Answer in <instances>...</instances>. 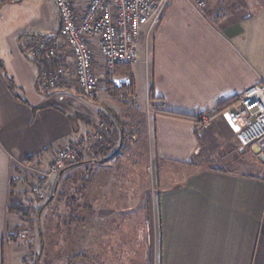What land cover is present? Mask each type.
<instances>
[{
    "label": "crops",
    "instance_id": "obj_1",
    "mask_svg": "<svg viewBox=\"0 0 264 264\" xmlns=\"http://www.w3.org/2000/svg\"><path fill=\"white\" fill-rule=\"evenodd\" d=\"M241 1L214 23L191 0H172L155 32L151 70L141 50L139 61L131 66L135 96L124 102L134 101L142 111L148 108L153 114V126L145 131L149 141L154 139L153 195L127 189L133 182L131 176H146L145 172L137 174L142 156L127 161L131 151L127 145L126 151L111 158L128 142V135L134 137L133 132L125 127L122 136L112 131L106 141H92L101 121V107L74 125L65 98L38 91L40 67L21 52V42L60 32L53 0L46 14L34 19L36 23L20 30L12 26L0 34V264L24 263L25 249L17 242L22 221L14 208L29 199L25 173L32 165L46 170L67 142H82L81 158L52 180L56 192L50 201L61 186L74 192L76 221L73 225L68 220L72 222L69 227L73 225L78 232L90 226L93 259L83 252L71 260L67 248L63 251L66 264L99 260L96 250L102 249L105 239L115 246L103 230L111 234L121 227L136 229L146 237L134 261L126 259L131 256L132 238L123 244L130 252L109 248L108 260L112 257L113 264H264V156L252 148L262 162L257 170L263 172L253 173L249 163L244 166L235 161L236 153L244 155L248 149L241 152L223 119L217 118L209 130H201L194 119L159 113L193 118L217 113L224 101L264 82V0ZM11 4L3 5L0 13ZM77 10L82 13L85 9L79 4ZM99 63L98 92L91 100L96 103L103 98L112 107L102 106L124 118L130 110L118 108L119 101L105 87L107 80L119 85L124 78L115 76L116 68L106 70ZM151 89L158 99L154 103ZM231 163L247 170L217 166ZM144 194L148 205L143 204ZM67 205L71 211L72 203ZM79 236L80 232L75 236L78 249Z\"/></svg>",
    "mask_w": 264,
    "mask_h": 264
},
{
    "label": "built area",
    "instance_id": "obj_2",
    "mask_svg": "<svg viewBox=\"0 0 264 264\" xmlns=\"http://www.w3.org/2000/svg\"><path fill=\"white\" fill-rule=\"evenodd\" d=\"M20 1L0 0V8L6 3ZM171 1L91 0L80 13L73 0H53L60 32L25 38L21 42V52L40 67L36 82L38 91L48 94L78 90L83 97L93 99L99 86V62L103 61L110 70L136 64L140 59L138 44L142 35L157 31ZM191 1L198 8L205 7L202 0ZM66 51L70 52L71 67L66 62ZM217 118L231 128L239 148L254 147L264 156V82L248 88L231 107L202 114L195 122L199 129L208 130ZM108 133L107 125L100 122L91 140L103 141ZM82 148V142L63 145L48 169L39 172L41 177L29 186L31 204L46 200L52 179L66 167L79 163ZM20 236L30 245L28 229ZM23 264H35L32 251H27Z\"/></svg>",
    "mask_w": 264,
    "mask_h": 264
},
{
    "label": "rangeland",
    "instance_id": "obj_3",
    "mask_svg": "<svg viewBox=\"0 0 264 264\" xmlns=\"http://www.w3.org/2000/svg\"><path fill=\"white\" fill-rule=\"evenodd\" d=\"M49 1L50 0H23L21 3L16 2V3L11 4L10 5L11 7L2 11V13H0V15L3 16V17H0V34L3 33L4 30L10 29L12 26L14 27L16 26L15 29L20 30V29H24L25 27L31 24L36 23L34 19L36 18L38 19L39 16H41L43 13L46 14L47 5ZM73 1L75 2L77 9H78L79 4L83 5L84 9H86L91 2V0H73ZM202 1L205 2V7L201 8L204 11V14L206 16H209V18L214 23H217V20H219L221 16H225L231 11L232 5L234 7L235 3L239 4L241 0H202ZM261 6L259 5L256 7L259 8ZM154 36H155V32L151 34H147L145 32L142 35L141 40L139 41V44H138L139 55H140V50H141V52L143 53V55H145L147 59L146 63L148 64V67L150 70L152 68V63H153ZM65 57H66L67 64L69 65V67H71L72 59H71L69 51H66ZM101 65L106 68V65L104 64L103 61H101ZM106 70H109V69L106 68ZM137 74H138V78L142 77L141 76L142 74L140 71L139 72L137 71ZM55 94L61 95L63 98H65V102H66L65 107L68 108L67 112L70 114L71 119L74 122L73 123L74 125L76 123L80 124L82 120L85 121L89 119V117H87L86 114L91 115V112L98 109V107L102 106L103 103L107 104L103 98H100L98 102L95 103L93 100L83 97L78 92V90H72V91L64 92V93L58 92ZM57 100L59 101L60 99L58 98ZM116 100L119 101L118 103L119 105H117L118 108L121 107L122 109L130 110V111L128 110L129 112L127 113L128 114L127 117L123 119H126L124 122H127L128 124L127 132L131 131L133 132V135H134V137L131 139L129 138L130 136L128 135L127 137L128 142L126 144L124 143L125 148L122 149V152L127 150V145L131 147L130 148L131 151L129 153L130 155H128L127 157L128 158L127 161L129 162H131L132 160L136 158L138 160L142 156V159H140L142 160V163H140L139 165L141 169L138 170V168H136V170H138L137 174L140 173L142 175L141 172L146 173V176H131L133 182H129V186L127 189L130 188L132 193L133 191L135 192L134 194H140V191L144 192V190H146L147 194L150 193L153 195L155 192L154 188H155V180H156L155 165L153 163V158L151 157L153 155L154 139L149 141V139L146 138L147 133L145 134L146 129H149L153 126L152 124L153 114L148 108H146L145 110L146 112L142 111L138 106L134 104V101L131 104L130 102L125 103L124 100L121 98H117ZM129 103L132 105L131 109L129 108V105H130ZM107 105L112 107L111 104L109 103ZM196 119L197 117L195 118V120ZM100 122H102V120ZM99 123L96 127V130H98ZM111 133H112V130L109 128V133L105 136L103 142L109 138ZM252 148L248 149L247 152L244 153V155H240L236 153L234 157L236 158L235 161L237 162V164L243 163L242 165L244 166H245V163H249L251 165V170H250L251 172L256 173V174H261L263 173L262 169H261V172L257 170L258 167H260L262 164L261 159L259 158V156L254 155V153L252 152ZM200 162L202 163L201 160ZM252 162H254L253 165H252ZM237 164L236 163H231L230 165L217 164V166L224 167L226 169H236L237 170L238 168H240L239 170H244V171L247 170V169H241V166L240 165L237 166ZM42 171L43 169L41 170L39 166L32 165L29 168L28 172L25 173L26 176L24 177L27 179V180L25 179L26 183H29L27 185L28 189H29V186H31L32 184L36 182L35 180L41 177L39 176L38 173ZM73 177H75V175ZM115 184L114 185L116 188L119 189L121 187L119 186L118 183H115ZM70 185L72 186L71 183ZM70 185L68 184V186ZM49 186H50L49 187L50 192L49 193L46 192L47 197L44 202L36 203L34 205L29 202V199H27L26 202L23 203V205L29 211L28 219L25 222H20L21 224L18 225L17 242L20 244V247H24L23 249H25V256L27 255V251H32L34 254L35 264H39L38 258L40 254L41 256L43 255L42 257L44 258L42 261V264H66L65 257H64L65 253H63V251H65L68 248L69 254L71 256L70 258L71 260L77 257V255H80L81 253L83 254V252H84V256L87 257L89 260L91 258L93 259V247L91 243L92 238H91L90 226L87 229L78 231L80 232L79 237L81 238V248L78 249L75 244L76 242L75 236L78 234V232H75V227H73L76 221V218H75L76 217L75 216L76 204H75V197L73 196L74 192L69 191L70 187L69 188H66V186L59 187L57 193L55 194L56 195L55 198L51 200V204L49 205L50 196L56 192L54 191V188H55L54 184H52V186L51 184H49ZM72 189H75V188L73 187ZM147 194H144L145 200L143 201V204H146V205H148ZM71 203H72L71 209L68 208L71 211H68L67 204H71ZM31 206L33 207L31 208ZM68 220L73 221L72 227H69L70 223L72 222H69ZM25 229L29 230V236H30V241H31L30 245L25 244L20 239L21 237L20 235ZM103 232L105 234L106 233L109 234L107 229L103 230ZM127 233L130 235L127 236ZM107 234L105 235V237L108 238L110 236L111 238L110 243L115 244V246L113 245L114 249L118 248L120 249L119 250L120 252L121 251L130 252L132 250V252L129 253L131 254V256L126 255L128 258H126V256L125 258L131 259V260L133 259V261L135 259L134 255L138 254L140 251L139 244L141 245V240H143L144 237H146L145 233L140 234V231L138 232L136 229L125 230V227L124 228L121 227L120 230H117V231H112L111 234L109 235ZM129 238H132L133 239L132 243H134L130 246L131 247L130 251H129L130 249L129 246H126V248H124L123 246L124 242H127ZM34 239H36V241H34ZM62 239H64L63 243L61 242ZM68 242H70L71 244L69 245V247L66 246ZM107 242L108 241L105 239L103 247H100L102 249L99 250V252L98 250H96V254H99L100 259L99 260L96 259L94 261L92 260L90 262L91 264H103V261H105V264L114 263L112 261V257H111V261L108 260L109 248L113 249V247L111 245H108ZM102 250L104 252H102ZM70 251L72 253H70ZM101 258H105L106 260H101ZM125 258L124 257L122 258V262L126 260ZM24 261H25V257H24Z\"/></svg>",
    "mask_w": 264,
    "mask_h": 264
},
{
    "label": "trees",
    "instance_id": "obj_4",
    "mask_svg": "<svg viewBox=\"0 0 264 264\" xmlns=\"http://www.w3.org/2000/svg\"><path fill=\"white\" fill-rule=\"evenodd\" d=\"M114 74H115V76H120V77L124 78V82L118 85V84H115L114 81H112V80H107L106 90L109 93V95L114 97V98H121L123 100H126L128 97H131V96H132V98H134V96H135L134 95L135 85H134V78H133L131 66H124V67L116 68ZM151 86L153 87V83L151 84ZM54 94L55 93H48V94H44V95L50 96V95H54ZM95 97L93 98V100L95 99ZM156 101H158V99H156L153 96V90L151 89V102L154 103ZM236 102H237V98H233V99L224 101L219 106L218 112H221V111L231 107ZM160 106H163V103ZM100 107L101 108H100L99 113L101 115L102 122L105 123L112 131H114L115 134L119 133V134H121V136L124 135L125 134V132H124L125 127H127V125H128L127 122H124L126 119H123L122 116L116 114L115 112H113V110H111L107 107H104V106H100ZM159 113L164 114V115H174L176 117H181L184 119H192V120L194 119L195 120V118L190 117V116L173 114V113L166 112V111L159 112ZM126 117H124V118H126ZM124 148L125 147L122 144L120 146L119 150L111 158L117 156L119 151L121 152L122 149H124ZM26 180H25V182H26ZM28 184L29 183H27V185ZM26 193L29 195V198H30L31 196H30V192L28 191V188L26 190ZM50 203H51V201L49 202V204ZM14 211L17 213V215L19 216V218L22 222H25L28 219V212L29 211L23 204H19V205L15 206Z\"/></svg>",
    "mask_w": 264,
    "mask_h": 264
},
{
    "label": "water",
    "instance_id": "obj_5",
    "mask_svg": "<svg viewBox=\"0 0 264 264\" xmlns=\"http://www.w3.org/2000/svg\"><path fill=\"white\" fill-rule=\"evenodd\" d=\"M245 151H246V149L241 150V152H245ZM256 153L259 154V151H256ZM261 158H263V157H261Z\"/></svg>",
    "mask_w": 264,
    "mask_h": 264
}]
</instances>
